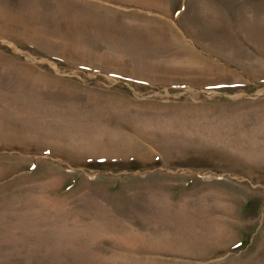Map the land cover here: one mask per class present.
Masks as SVG:
<instances>
[{
  "label": "rangeland",
  "instance_id": "rangeland-1",
  "mask_svg": "<svg viewBox=\"0 0 264 264\" xmlns=\"http://www.w3.org/2000/svg\"><path fill=\"white\" fill-rule=\"evenodd\" d=\"M0 264H264V0H0Z\"/></svg>",
  "mask_w": 264,
  "mask_h": 264
},
{
  "label": "bare ground",
  "instance_id": "bare-ground-1",
  "mask_svg": "<svg viewBox=\"0 0 264 264\" xmlns=\"http://www.w3.org/2000/svg\"><path fill=\"white\" fill-rule=\"evenodd\" d=\"M136 45V44H135ZM127 51V50H126ZM126 57V56H125ZM190 69V68H189Z\"/></svg>",
  "mask_w": 264,
  "mask_h": 264
}]
</instances>
